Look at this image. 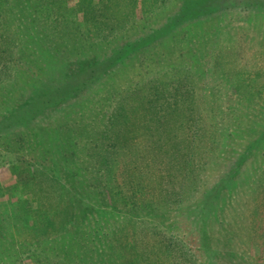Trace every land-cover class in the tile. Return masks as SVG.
Segmentation results:
<instances>
[{
    "label": "rangeland",
    "instance_id": "374dc122",
    "mask_svg": "<svg viewBox=\"0 0 264 264\" xmlns=\"http://www.w3.org/2000/svg\"><path fill=\"white\" fill-rule=\"evenodd\" d=\"M13 1L0 264H264V0Z\"/></svg>",
    "mask_w": 264,
    "mask_h": 264
},
{
    "label": "trees",
    "instance_id": "16d2710c",
    "mask_svg": "<svg viewBox=\"0 0 264 264\" xmlns=\"http://www.w3.org/2000/svg\"><path fill=\"white\" fill-rule=\"evenodd\" d=\"M13 2H15L18 6H20L22 8H27V4H26L25 0H14ZM185 3L187 4V1H185ZM167 20L168 21H166L165 23H163V25L161 26V28L165 29L166 31H168L169 29H171L172 26H173V23H174V21H172L170 19H167ZM165 30L157 31V32H155V34L157 35V34L161 33L162 31L165 32ZM58 46H60V45H58ZM58 46H54V47H58ZM55 51H57V49H55L51 54L54 55ZM49 52H51V51H49ZM235 87L237 89L236 90V95L238 94V96H241L240 86L239 85H236ZM77 89H79V86H77ZM38 96H39V94H37V93L27 96L26 99L24 100L25 101L24 104L26 105V102H27V104H29V103L34 104L36 102V99L35 98H37ZM56 103H58V102L56 101L53 104H44V106L45 107L52 106V105H54ZM263 106H264V102H263ZM242 159L243 158L240 157V159H239L238 162H240ZM214 264H237V263H234L233 261H232V263H230V258L228 257L226 260H224V259L219 260L218 259V261H216L214 259Z\"/></svg>",
    "mask_w": 264,
    "mask_h": 264
}]
</instances>
